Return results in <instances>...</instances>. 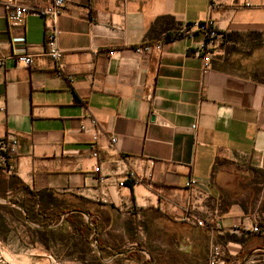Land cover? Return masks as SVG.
Segmentation results:
<instances>
[{"label": "crops", "instance_id": "obj_1", "mask_svg": "<svg viewBox=\"0 0 264 264\" xmlns=\"http://www.w3.org/2000/svg\"><path fill=\"white\" fill-rule=\"evenodd\" d=\"M52 2L0 0V142H18L0 172L33 193L83 199L107 215L108 232L147 215H157L150 225H179L173 242L154 241L158 264H205L200 249L214 242L230 264H244L257 234L239 240L177 219L192 207L228 229L253 216V175H264V80L255 76L264 70V0H64L61 75L45 55L47 21L29 15L14 28L5 9ZM209 18L224 38L204 73L203 37L183 30ZM143 44L149 51L136 53ZM24 53L29 67L17 62ZM89 116L103 131L97 159ZM131 170L136 183L119 187ZM257 218L263 235L264 212Z\"/></svg>", "mask_w": 264, "mask_h": 264}, {"label": "rangeland", "instance_id": "obj_2", "mask_svg": "<svg viewBox=\"0 0 264 264\" xmlns=\"http://www.w3.org/2000/svg\"><path fill=\"white\" fill-rule=\"evenodd\" d=\"M255 76L259 80H264V70H258ZM253 177L255 176L253 175ZM9 178H11L10 175L0 173V200H11L27 205L31 200L24 192L11 193L7 191L6 186L9 185ZM10 182L14 187H19L16 180L10 179ZM250 193L249 211L253 215L251 218L258 220L257 213L264 212V186L258 187L257 185L251 189ZM103 216L106 219L107 215ZM153 218H157V215H147L143 222V218L126 222L121 220L120 222L126 225H114L115 228H121L122 226L123 228L107 232L109 236L106 234L102 236V242L107 246H111L108 253H104V256L101 254L104 257L103 259H110L112 257H110V252L125 251L135 247L142 248L141 250L145 249L146 252L147 250L152 251L155 245L154 241L158 240L173 242L174 236H172L171 231H178L179 225H163L160 220L157 221L159 225H150V220ZM164 228L167 231L169 229L167 234L163 231ZM67 232L68 229L64 230L63 234ZM234 234L240 237L239 240H243L245 237L242 233ZM61 236V232H56L47 243L49 250H46L40 244L41 238L18 216H11L7 210H0V264H81V259L90 263L98 258L97 252L93 249L94 240L87 246L82 245L83 251L81 250L82 252L79 253L70 248V242L65 239V236ZM60 239H63L62 243L59 242ZM55 240L57 241L55 242ZM261 241L259 238H251L250 244L243 252H247L250 248L261 244ZM76 242L78 243L80 240H76ZM42 254L45 256H42ZM53 254H56L57 257ZM147 262V258L139 253L130 259L122 260L121 257H117L109 263L103 262L102 264H147ZM253 262L252 264H264V252L253 254Z\"/></svg>", "mask_w": 264, "mask_h": 264}, {"label": "built area", "instance_id": "obj_3", "mask_svg": "<svg viewBox=\"0 0 264 264\" xmlns=\"http://www.w3.org/2000/svg\"><path fill=\"white\" fill-rule=\"evenodd\" d=\"M211 8H214V4H210ZM64 0H53L51 5L45 9H30L20 4L6 3L5 9L8 12V20L12 27L17 28L23 25L25 18L29 15L38 16L44 18L46 22V44H45V55L53 61L59 73L61 75L63 67L60 61L63 57V51L58 48L57 40L60 35V30L57 27V20L63 13ZM196 31L203 37V42L199 46L198 54L203 57V71L204 73L208 71L211 64V59L213 52L222 43L224 35L219 31L215 21L211 18L206 19L203 22L197 24L187 25L183 31L189 37H193L192 30ZM150 47L146 44L137 46L134 48L136 53L148 52ZM115 51L109 52V56L113 57ZM32 55L29 53H24L17 57V62L21 63L25 67H29L31 64ZM90 123L93 127V137H92V157L98 158V140L99 137L103 135V131L99 127L97 121L89 116ZM195 129V127H193ZM84 130V128H82ZM111 145L117 143L115 137H109ZM18 146L17 139L13 135H9L4 141L0 142V163H5L9 157L16 152ZM95 173L100 172V167L95 168ZM103 180V178L101 179ZM137 181V175L134 171H128L125 178L119 182V187H128L135 184ZM197 180L191 179L187 184V188L194 189L197 186ZM103 203H108L106 199L101 200ZM178 222L186 224L189 226H194L198 228L209 229L211 233L223 234L226 231H231L232 233H242V234H260L262 229L260 225L251 218H246L243 221L233 225L232 227L225 229L216 220L206 221L199 218L192 207H189L182 215L177 219ZM230 264L231 255L225 253L222 246L219 243H212L209 248V254L207 259V264ZM252 264L253 260H247L244 264Z\"/></svg>", "mask_w": 264, "mask_h": 264}, {"label": "trees", "instance_id": "obj_4", "mask_svg": "<svg viewBox=\"0 0 264 264\" xmlns=\"http://www.w3.org/2000/svg\"><path fill=\"white\" fill-rule=\"evenodd\" d=\"M261 176L262 177L260 178L259 176L255 175V177H253L252 179L251 184L254 186L261 184V182L264 181V175L262 174ZM10 177L11 178H9V185L6 186L7 191L11 193H16V191H22L29 197L31 201H29L27 205H23L16 201L14 202L10 200V202L15 203L17 206H19L21 208V211L11 207L10 205H0V210H7L11 214V216L13 215L18 216V218H20L21 221L24 223H25V219L27 218V220L31 222L32 224L38 227H42V228H49V227L58 225L63 215L66 213H70L66 217L63 225L58 229H49V230L43 229L42 230V229L32 228L31 226L27 225L35 232V234H37V236L41 238L40 244L43 248H45L46 250H49V246H47V243L50 241L51 238H53L56 232H61L62 236L63 237L65 236V239H67L70 242V245H69L70 248H72L73 251L76 250L80 253L83 251L82 245L87 246L89 243L91 244V242L95 239V234L97 233L98 234L97 247L99 251L101 252L103 256H104V253L109 252V250L111 249V246H107L101 240L102 236L104 234L108 235L109 232L107 231V227H106V219L100 213L99 209H93V207L89 203L79 198H70V199L64 198L63 199V198L53 197L51 194L33 193L25 185H23L17 179V177L13 175H10ZM10 179L16 180L19 183V187L18 188L14 187L11 184ZM80 211L90 216V225L86 223L85 218L79 213ZM93 228L95 230H93ZM66 229H68V232L66 234H63L64 230ZM112 229L114 231L115 226H113ZM206 230L210 231L209 229H206ZM256 238H259L262 240L261 244H258L250 248L247 252H242L241 255L239 256L241 261H245L246 256L253 250L264 247V231H263V235L257 234ZM76 240H80V242H78L79 244L76 242ZM56 241L57 240H55V242ZM59 242L62 243L63 239H60ZM135 248L142 249L138 247H135ZM120 252H123V251L122 250L116 251L114 253L110 252V257ZM147 252L151 256L152 261L155 262V264H158V262L155 261L156 258L154 257V254H152L150 250H147ZM200 253L205 259V264H207L209 247L208 246L201 247ZM137 254L139 253L132 252L131 254L126 255L125 259L127 258L130 259L131 257ZM53 255L57 257L56 254H53ZM159 256H161L162 258L164 256V253L160 251ZM81 260H82L80 261L81 264H102L103 263L99 258H95L90 263H88L84 259H81ZM147 264H151V262L148 260Z\"/></svg>", "mask_w": 264, "mask_h": 264}, {"label": "water", "instance_id": "obj_5", "mask_svg": "<svg viewBox=\"0 0 264 264\" xmlns=\"http://www.w3.org/2000/svg\"><path fill=\"white\" fill-rule=\"evenodd\" d=\"M0 205H10L11 207H13V208H15V209H17V210H19V211H21V208L19 207V206H17L15 203H12V202H10V201H6V200H4V201H2V200H0ZM75 213V212H74ZM84 218H85V221H86V223L88 224V225H90V216L88 215V214H86V213H84V212H79ZM70 213H66V214H64L63 215V217L61 218V220H60V222H59V224L58 225H56V226H53V227H49V228H42V227H38V226H36V225H34V224H32L31 222H29L28 220H27V218L25 219V223L27 224V225H29V226H31L32 228H37V229H47V230H49V229H58V228H60L62 225H63V223H64V221H65V219H66V217L69 215ZM93 230H95L94 228H93ZM98 234L96 233L95 234V239H94V243H93V249L97 252V254H98V258L102 261V262H105V263H109V262H111V260H114V259H116L117 257H122V256H125V255H128V254H131L132 252H139V253H142L152 264H154V262L152 261V259H151V257H150V255H149V253L148 252H146V251H144V250H141V249H135V248H130V249H127V250H125V251H123V252H120V253H118V254H116V255H114V256H112L110 259H108V260H104L103 259V257H102V255H101V252L98 250V248H97V243H98ZM258 252H264V247L263 248H258V249H255V250H253L252 252H250L247 256H246V260H248L249 258H251V256L253 255V254H255V253H258ZM221 264H224V263H221Z\"/></svg>", "mask_w": 264, "mask_h": 264}]
</instances>
